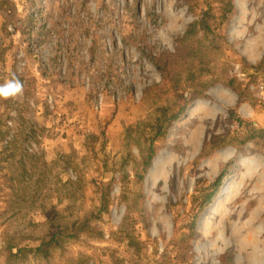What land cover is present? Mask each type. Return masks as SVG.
I'll use <instances>...</instances> for the list:
<instances>
[{"label":"rangeland","instance_id":"374dc122","mask_svg":"<svg viewBox=\"0 0 264 264\" xmlns=\"http://www.w3.org/2000/svg\"><path fill=\"white\" fill-rule=\"evenodd\" d=\"M189 2L0 0V264H264V0ZM204 14L211 85L146 166L160 53Z\"/></svg>","mask_w":264,"mask_h":264},{"label":"trees","instance_id":"16d2710c","mask_svg":"<svg viewBox=\"0 0 264 264\" xmlns=\"http://www.w3.org/2000/svg\"><path fill=\"white\" fill-rule=\"evenodd\" d=\"M194 5L189 2V10L193 11ZM233 8L232 2L227 1L225 11H231ZM207 15L200 16L197 20L191 22L184 33L176 38V47L172 52L160 53L157 69L160 72L161 78L165 82V90H155L156 97H161L163 94L170 95L168 104L162 108L161 117H158L155 123L151 126V144L149 153L144 159V165L148 166L154 154L153 144L157 140L165 139L170 126L178 121L188 110L193 102L194 97H201L203 90L211 83H204L202 75L206 70L208 62L206 60V50L212 47V41L207 44V47L202 44V41L208 38L209 26L206 20ZM31 19V18H30ZM203 25L197 30L198 25ZM212 35L214 33L212 32ZM217 35H215L216 37ZM210 41V40H209ZM206 60V61H205ZM146 90V94L151 91ZM189 90V91H187ZM185 92V93H184ZM189 94V96H187ZM159 99V98H158ZM31 160V159H30ZM137 175V173H136ZM104 190H102L100 212L106 209L107 203ZM63 224L58 223L54 231H50L48 238L42 241V245H50L56 243L61 237L72 238L83 230L90 227L88 220H83L68 233L63 234L59 229Z\"/></svg>","mask_w":264,"mask_h":264},{"label":"clouds","instance_id":"9594fccd","mask_svg":"<svg viewBox=\"0 0 264 264\" xmlns=\"http://www.w3.org/2000/svg\"><path fill=\"white\" fill-rule=\"evenodd\" d=\"M23 95V85L20 80L13 75L5 84L0 85V99H15Z\"/></svg>","mask_w":264,"mask_h":264},{"label":"built area","instance_id":"2783aa9c","mask_svg":"<svg viewBox=\"0 0 264 264\" xmlns=\"http://www.w3.org/2000/svg\"><path fill=\"white\" fill-rule=\"evenodd\" d=\"M36 13V12H35ZM35 16L36 17H38V23L40 22V19H42V17H41V14L39 13V12H37L36 14H35ZM42 23H43V21H42ZM41 24V23H40ZM43 25H44V23H43ZM45 27V26H44ZM102 95H103V93H99L98 95H97V97L96 98H98V101H101L102 100Z\"/></svg>","mask_w":264,"mask_h":264},{"label":"bare ground","instance_id":"6f19581e","mask_svg":"<svg viewBox=\"0 0 264 264\" xmlns=\"http://www.w3.org/2000/svg\"><path fill=\"white\" fill-rule=\"evenodd\" d=\"M229 186H230V183L222 190L221 195H222V193L225 192V189H227ZM221 195L219 197H221Z\"/></svg>","mask_w":264,"mask_h":264}]
</instances>
